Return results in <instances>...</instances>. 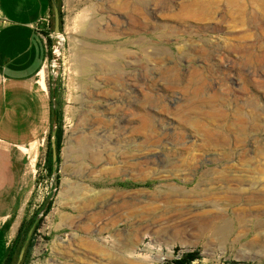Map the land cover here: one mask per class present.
I'll return each mask as SVG.
<instances>
[{
	"label": "rangeland",
	"instance_id": "obj_1",
	"mask_svg": "<svg viewBox=\"0 0 264 264\" xmlns=\"http://www.w3.org/2000/svg\"><path fill=\"white\" fill-rule=\"evenodd\" d=\"M52 1L59 159L49 134L11 254L49 206L24 264H264V10L236 26L181 17L191 0Z\"/></svg>",
	"mask_w": 264,
	"mask_h": 264
},
{
	"label": "crops",
	"instance_id": "obj_2",
	"mask_svg": "<svg viewBox=\"0 0 264 264\" xmlns=\"http://www.w3.org/2000/svg\"><path fill=\"white\" fill-rule=\"evenodd\" d=\"M52 2L0 0V264L10 263L13 242L28 225L26 214L39 206L34 169L53 114L59 116L47 76ZM54 212L44 217L53 229Z\"/></svg>",
	"mask_w": 264,
	"mask_h": 264
},
{
	"label": "bare ground",
	"instance_id": "obj_3",
	"mask_svg": "<svg viewBox=\"0 0 264 264\" xmlns=\"http://www.w3.org/2000/svg\"><path fill=\"white\" fill-rule=\"evenodd\" d=\"M225 1V0H224ZM218 3V0H191L183 5H181V17L187 18V19H196L200 21H213L220 18L223 22H234L236 23V26L238 24H241V21L244 20V18H248L249 20L252 19L251 14H246V3L249 5H256L257 7L264 10V0H226V12H223V14L218 16H215L214 9L216 8V4ZM126 2H119L118 7L123 10L125 8ZM129 6V5H128ZM217 15V14H216ZM235 16V17H234ZM264 31V28L262 29ZM57 38L61 39V36H57ZM57 55L59 54V51L57 50ZM254 53V52H253ZM224 118V117H223ZM221 118V119H223ZM218 121V119H216ZM204 130L207 133H213L214 129L210 128L209 124H205ZM213 130V131H212ZM219 133V131H218ZM224 222V221H223ZM221 227V226H220ZM225 230H227V223L224 222V225H222L221 229H218V233H224ZM133 240V238H132ZM131 240V241H132ZM129 241V248L132 249L133 243ZM136 250V249H135ZM134 251V250H133ZM131 253V252H130Z\"/></svg>",
	"mask_w": 264,
	"mask_h": 264
},
{
	"label": "water",
	"instance_id": "obj_4",
	"mask_svg": "<svg viewBox=\"0 0 264 264\" xmlns=\"http://www.w3.org/2000/svg\"><path fill=\"white\" fill-rule=\"evenodd\" d=\"M53 13H54V22H53V31H52V47L53 49L55 48V43L57 40V36L60 35V18H59V12L56 6L53 7ZM53 59H55L56 62H58V59L54 56V50H53ZM56 122H57V116L54 113L53 114V120H52V127H51V133H50V147H51V155H52V162H56L57 159V151H56ZM45 212L42 211L35 219L33 222L32 226L29 228L25 240L23 242L22 247L20 248L19 254H18V259H17V264L21 263L26 251V246L30 241V238L32 236L33 230L43 213Z\"/></svg>",
	"mask_w": 264,
	"mask_h": 264
},
{
	"label": "trees",
	"instance_id": "obj_5",
	"mask_svg": "<svg viewBox=\"0 0 264 264\" xmlns=\"http://www.w3.org/2000/svg\"><path fill=\"white\" fill-rule=\"evenodd\" d=\"M59 18H60V30H61V25H62V22H61V14H60V11H59ZM57 112H55L56 114ZM57 116V115H56ZM56 151H57V159H56V162H58V159H59V146H60V134L58 131H56ZM49 163L52 165V155H51V150L49 151ZM49 209V206L46 208L45 212H47V210ZM34 221H32L29 225V227L27 228V230L25 231V234H24V238L19 242L20 245L15 248V250L13 251V255H11V258H10V263L9 264H16L17 263V258H18V253H19V250L23 244V241L26 237V234H27V231L29 230V228L32 226ZM39 224V221L37 222V224L35 225L34 227V230H33V233H32V236L33 234L35 233L36 231V228H37V225ZM32 236L30 238V241L29 243L27 244L26 246V251H25V254H24V257H23V260L21 263L19 264H24L25 262V259L31 249V239H32ZM196 258V254L195 253H187L185 255H183L180 259H176L174 260V264H190L192 261H194Z\"/></svg>",
	"mask_w": 264,
	"mask_h": 264
},
{
	"label": "built area",
	"instance_id": "obj_6",
	"mask_svg": "<svg viewBox=\"0 0 264 264\" xmlns=\"http://www.w3.org/2000/svg\"><path fill=\"white\" fill-rule=\"evenodd\" d=\"M41 144L43 145L44 144V141L41 142ZM27 157L28 159L32 160L31 158L35 159L34 157L31 156V154L28 152L27 153ZM31 157V158H30ZM33 161V160H32ZM34 162V161H33ZM35 163V162H34ZM34 166V165H33ZM38 171L36 169H34V174L36 175Z\"/></svg>",
	"mask_w": 264,
	"mask_h": 264
}]
</instances>
